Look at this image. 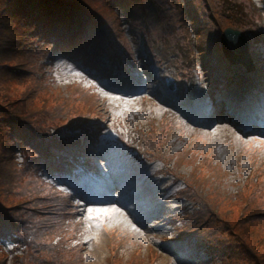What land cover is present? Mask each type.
Returning <instances> with one entry per match:
<instances>
[{
  "label": "rangeland",
  "instance_id": "1",
  "mask_svg": "<svg viewBox=\"0 0 264 264\" xmlns=\"http://www.w3.org/2000/svg\"><path fill=\"white\" fill-rule=\"evenodd\" d=\"M60 1L72 7L78 2ZM162 1L169 7L168 12L170 8L172 10V23L179 26L176 35L172 36L174 40L170 41L163 31L154 35L152 43L158 53L154 61L147 68L140 66L137 68L140 71H125L119 77L122 83L141 81L139 93L126 90V86H112L105 80L84 73L81 66L58 56L62 54H54L58 57L50 67L48 62L47 73L43 61H40L42 65L36 72V79L41 80L44 87L37 86L31 73L27 75L29 82L5 78L3 80L6 82L0 85V102L16 108L20 104H29L31 107H27V110L35 108L48 132L84 113L83 102L75 106L71 104L73 91L83 86L82 91L87 93L85 101L93 106L98 105L103 116L102 122L94 119L93 123L106 122L105 126L109 127L101 137L108 162L103 166V180L98 172H84V166L78 163L72 169L71 176L76 177L70 187L73 196L69 198L78 205L76 221L82 230L78 233L77 241L82 242V248L75 251L73 264H264V144L258 141L259 138L252 139L256 132L245 129L258 120L260 104H257L254 96L245 94L248 90L258 89L257 82L249 79V76H241L235 85L222 93L220 100L214 97L215 90L211 95L207 92L204 96L199 94V87L195 85L194 99L189 101L185 90H182L188 82L175 77L173 71L177 80L174 90H170L166 79L173 76L164 67L182 63L192 67L185 70L190 78L199 82L203 74V80L209 82L211 77L208 74L199 73L201 62L207 66V60L215 49L223 55L218 43L223 32L231 27L229 24L246 28L264 43V11L259 14L251 11L246 0H228L234 5L233 12L225 14L228 23L219 16L212 21H199L198 13L204 12L202 1L180 0L182 5H176L175 11L174 0ZM89 4L99 12L105 0H89ZM253 4L257 10L258 7L264 9L263 0H253ZM181 9L186 11L187 17L183 18ZM123 16L128 17L125 13ZM187 18L191 20L190 23L185 21ZM123 28L131 41V51L133 49L132 52L138 54L139 58L147 56L146 41L144 38L133 40L137 29L131 27L128 18L124 20ZM186 28L193 31L194 36L189 45L187 42L191 34ZM237 29L248 35L245 30ZM152 30L164 29L156 24ZM185 34L187 37L184 39ZM8 42V48H22V43H30L32 48L38 42L44 47L40 39L20 41L16 35H11ZM59 45V42L56 43L54 49ZM161 49L166 54L163 61L159 55ZM29 60L25 59L26 62ZM190 60L197 62L198 69L188 64ZM35 61L36 58L31 57L30 65L26 68L35 69ZM3 63H7L4 57L0 59V64ZM16 64L17 60L10 58L7 65ZM228 64L232 68L237 67ZM5 71L0 67V74ZM154 76L159 77L156 83L151 81ZM88 87H93L101 100L89 94L85 90ZM30 94H33V102L29 99ZM181 98L188 109L182 108ZM44 106H47L45 112L42 110ZM175 114H180L184 120L179 122ZM5 116V119L10 118L8 114ZM161 121L160 127L158 123ZM180 132L184 134L183 137ZM246 145L262 149L261 155L252 152V149L245 151ZM139 146L147 154L148 161L140 158ZM12 150V141L1 132L0 212L6 215L10 209L19 225L26 223L29 235L24 238H30V244L35 238L34 245L40 248L50 244L51 239L45 236L42 223L41 215L46 211L35 205L34 201L36 196L43 194V189H48V185L42 183L52 185V182L39 179L34 182V188L30 177L22 171V166L13 164V157L12 162L8 156ZM21 152L22 157L27 153L26 150ZM204 158L218 165L225 178V188L222 189L218 182L205 183L206 176L201 181L200 176L203 177L204 173L199 172L194 177L200 166L198 163ZM25 167L32 169L33 165L26 164ZM185 182L199 189L198 201L203 203L205 211H216L215 218L205 229L197 227L201 214L185 215L192 209V206L187 207L191 195L184 189ZM40 185L42 188H39ZM244 189L245 201L242 197ZM250 204L253 206L247 207ZM254 210L258 214L255 215ZM0 221H3L1 216ZM66 229L73 231L74 226L69 224ZM193 229L198 231L194 236H181L186 241L174 239L181 235L176 231L191 234ZM172 232L168 237L167 234ZM202 234L221 240L225 254L216 257L207 254L206 246L201 241ZM22 247H14L11 242L0 244V264H69L66 260H39L40 250L27 252ZM63 249L70 250L71 246L61 240L56 250Z\"/></svg>",
  "mask_w": 264,
  "mask_h": 264
},
{
  "label": "trees",
  "instance_id": "2",
  "mask_svg": "<svg viewBox=\"0 0 264 264\" xmlns=\"http://www.w3.org/2000/svg\"><path fill=\"white\" fill-rule=\"evenodd\" d=\"M199 1L203 2L201 8L204 9L203 13H198L199 21L201 19L212 21V19L219 16L220 19L222 17L223 21L228 23L225 14H230L234 10V5L228 0H220L219 2H214V0ZM246 1L251 11L257 14L260 11H264V9L259 7L257 10L252 0ZM89 5V0H78L74 7L68 4L65 5L60 0H0V59L4 57L7 62L0 64V67L6 69L5 73L0 74V85L6 82L3 80L5 78L29 82L27 76L29 73L34 75L36 79V72L42 65L40 61H43L46 56L48 59L53 60L55 59L54 54L59 53L78 65H82L85 72L97 76L99 79L119 81V78H116V68L119 67L121 60L125 59L124 56L127 55L129 58L130 54L120 42L114 27L107 24V19L100 18L98 12ZM110 9H117L126 13L133 10V17L135 18L130 20L131 24L135 25L142 34L146 35L147 41L152 33L149 30L148 21L153 20L164 28L169 27L164 17L167 13V7L162 0H108L102 9L104 18H107L110 14ZM189 15L192 16L191 13ZM229 25L245 30L252 41L253 59L256 65V73L253 79L258 81L261 90H264V52L260 51L263 48L259 46V36L255 33H249L246 28L238 24L230 23ZM166 31L169 34L174 32V30ZM166 31L164 30V34ZM11 35H16L20 41L40 39L43 41L44 47L38 42L37 46L33 45L32 48L30 43H22V48H13L11 46L8 48V40ZM43 37L47 38L43 39ZM58 42L60 43L59 47L54 49V45ZM218 46H220V42ZM49 53L51 56H48ZM31 57L36 58V68L33 70L26 68V66L30 65ZM10 58L17 60L16 66H12L14 64L7 65ZM28 58L30 60L26 62L25 59ZM196 63L193 60L188 61V64L193 67L196 66ZM227 66L229 67L227 68ZM201 67L204 75L207 76L208 74L211 77L209 90L212 94L215 87V96H219L223 89L225 90L228 85L232 84L235 78L234 75L240 71L239 67H230L218 49H215L210 59L207 60V66L202 61ZM122 68L120 66L119 70ZM17 74L20 76H17ZM36 81L38 87H44L41 80L36 79ZM13 84H16V82ZM192 89L193 87L189 86V90L191 91ZM85 90L89 91V94H94L95 98L100 99V96L97 93H93L92 89L88 88ZM73 92L74 96L71 104L75 106L78 102H83L84 113L48 132L45 131V122H40L35 108L31 111L27 110V107H31L29 104H20L16 108L11 106V104H2L0 102V133L2 132L4 136H7L12 141L13 147L12 152L8 156L11 157V160L13 157V164L22 166V171L30 177V182L34 188H36L34 182L43 179L40 174L50 175L51 178H55L57 175L69 177L72 174L74 165L77 163L84 166L85 171L97 170L96 140L98 137L96 136L100 127L88 125V123L94 119L93 117H101L100 109H98V105L93 106L85 101L87 93L83 92L82 88ZM202 92H205L203 88ZM260 92L257 90L247 92V94L258 96ZM192 96L193 94L188 91V97ZM29 99L33 102V94H30ZM46 109L47 106L42 108L44 112ZM5 114H8L10 118L5 119ZM260 115H264L263 110ZM25 150L27 151L26 155L24 157L20 156L21 151ZM32 157L37 160L34 164L36 169L34 167L26 169L25 166L26 164H31ZM198 165L200 166L196 170L194 177H197L199 172L204 173L203 177L200 176L201 181L206 176L205 183L214 184L218 182L222 189L225 188V178L214 161L204 158ZM42 184L48 185V189H43V194L36 196L34 204L38 207H43L46 211L41 217L46 231L45 236L51 239L50 244L37 248L34 245L36 243L35 238L30 244V238H24L29 235L26 232L28 230L27 224L19 225L18 220L10 209L6 211V215L0 212L3 221H8V223L0 221V244L7 245L8 242H11L14 247L23 245L22 248L27 252L32 249H38L41 252L39 260H49L51 258L52 261L66 260L69 264H73L72 259L76 255L75 251L82 248V242L77 243L79 240L78 233L82 230L76 221V205L69 198L70 196L66 194L65 188L57 187L53 181L52 185L54 187L50 184ZM39 188H42V186L40 185ZM184 189L189 192L191 195L189 200L193 202L192 209L187 211L186 215L190 217L195 214H201V222L197 227H201L200 230L205 229L215 218L216 211L204 210L203 203L198 201L199 189L196 186H191L188 182H185ZM245 193L244 189L242 193L244 201L246 200ZM249 206L253 205L250 204L247 207ZM254 213L255 215L258 214L256 210H254ZM194 222L196 223V221ZM69 224L74 226L73 231L66 229ZM196 232H198L197 229H193L191 234L179 230L176 233L181 235L174 239L182 238V235H187V238H190ZM61 240L68 243L71 249L57 251L56 246ZM201 241L206 246L205 252L212 257L225 254L224 250H222L221 240L212 239L202 234Z\"/></svg>",
  "mask_w": 264,
  "mask_h": 264
},
{
  "label": "water",
  "instance_id": "3",
  "mask_svg": "<svg viewBox=\"0 0 264 264\" xmlns=\"http://www.w3.org/2000/svg\"><path fill=\"white\" fill-rule=\"evenodd\" d=\"M222 44L224 53L233 64L242 63L248 69L252 68L248 43L242 33L232 29L227 30L222 37Z\"/></svg>",
  "mask_w": 264,
  "mask_h": 264
},
{
  "label": "snow or ice",
  "instance_id": "4",
  "mask_svg": "<svg viewBox=\"0 0 264 264\" xmlns=\"http://www.w3.org/2000/svg\"><path fill=\"white\" fill-rule=\"evenodd\" d=\"M91 211V210H90Z\"/></svg>",
  "mask_w": 264,
  "mask_h": 264
}]
</instances>
